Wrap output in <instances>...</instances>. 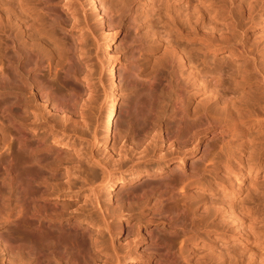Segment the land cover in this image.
I'll return each instance as SVG.
<instances>
[{
    "label": "bare ground",
    "instance_id": "1",
    "mask_svg": "<svg viewBox=\"0 0 264 264\" xmlns=\"http://www.w3.org/2000/svg\"><path fill=\"white\" fill-rule=\"evenodd\" d=\"M4 1H12L15 6L6 10L5 16L0 14V213L4 210L8 213L5 222L9 227L13 224L17 225V233L14 236L11 230H7V233L10 234L9 237L0 236L1 256L6 257L9 264H23L25 262L28 264H78L82 258L83 262L86 258L88 259L85 257L86 250V254L83 253V248L86 249V245H83V239L87 236L89 238L90 228L95 227L94 219L90 217L95 215V218L100 223L102 221L107 229L112 227L106 216L108 209L104 210L105 206H102L98 187L94 189L92 209L84 211L83 208L81 209L83 212L78 211L80 213L72 210L73 206L76 205L74 201L70 200L76 194L74 192L75 186L71 180L64 182L68 179L67 175L69 174L63 171L61 155H58L61 151L58 154H52L51 152H56L57 148L48 147L47 144L48 141H54V136L60 131L61 133L64 132V130L59 131V127L62 125L57 124V121L61 119L60 114L64 110L56 105L53 112H48L49 114L52 113L51 116L47 114L49 117H39L41 115L36 109L39 110L40 107V111H42L46 105H42V110L41 106L35 107L36 111H34V108L31 109L30 100L24 97L25 92L31 95L34 93L33 91H36L38 94L36 97L39 96L45 103L54 95V82L50 78L54 74L53 68H56L54 66L55 60L47 58L48 56L42 58L39 54L34 55L31 51L36 46L48 47L44 40L46 25L38 24L41 17L48 13L46 11L47 5H49L48 1L44 0L41 4H37L35 0H28L26 4L23 1L27 0ZM89 1L92 2L98 17H101V26L107 27L106 43L102 47L107 64L103 74L105 73L109 77V88L106 100V118L102 124L103 138L98 142L95 141L96 147H99L108 145L113 140V127L119 105L117 92L119 76L110 54V50L113 48L112 29L108 26L110 23L106 24V19L110 13L100 0ZM177 1H174L173 11L179 10L178 4L176 5ZM212 1L196 0L195 5H192L194 6L192 10L187 11L188 8H186V17L190 18L188 24H179L173 16L172 21L174 22L169 27L151 32L158 41L164 39L163 41H166L170 48L171 59L167 60L170 61L169 63L166 61L168 67L164 68H169V65L173 66H170V71L173 74H169L173 77L169 76L171 79L170 81L167 80L168 86L166 87L173 93L174 100L173 103L169 101L171 98L166 97L168 98L166 100L172 103L171 106L175 108L173 110H176L175 119L177 118L175 124L174 121H171L172 127L176 125V128L173 129L170 126V130L172 128L173 132L176 129L175 135L173 134L177 138L176 141H178L179 136L185 134L184 140L191 141L190 145L185 144L188 148L198 149L200 145L195 144L198 141L223 137L228 122L236 127L243 126L245 123H254L256 126L264 123V120H260L257 113L259 108L264 109V48L259 50L258 44V47L254 48L256 44L252 43L253 46L249 42H245V34L248 30L246 28H250L256 23L255 16L260 0H251L250 4L245 3L248 6L241 2L236 9L225 5L220 11L216 10ZM3 17L11 25L15 34L5 29L2 23ZM33 24L34 27H32ZM181 40L194 42L197 45L188 49L182 47ZM73 45V49H79L76 41L73 42ZM78 51L75 53L76 56L80 55ZM20 52L33 53L31 56L32 66L26 68L22 63L12 64L11 57H19L18 53ZM10 53L12 54L10 55ZM210 53L224 54L228 58L234 59L244 58L246 62L251 64L252 68L235 73L234 68L225 66L223 63L225 59L222 62L211 64L213 61L211 60V63L210 60L208 61ZM28 59L26 58V60ZM234 59L231 62L233 65L235 64ZM175 67H179L180 71L184 70V72L180 73L179 69L176 70ZM45 69L49 73L48 76L50 75L47 81L39 75ZM128 69L129 67L125 68L126 71ZM157 74H153V77ZM151 83V86L154 85L153 79ZM5 84L9 85V88ZM6 89L8 90L5 91ZM74 92L70 99L73 109L78 105L80 95H83L81 91ZM168 94L169 92L165 96ZM244 94L249 95V99L243 100ZM255 94L262 95L263 98L250 100ZM201 95H208V98L205 96L207 100L197 101V97ZM164 98L161 99L162 103H160L163 106L160 108L166 110L165 107L167 108L169 103ZM193 99L196 100L194 107L190 106ZM203 103L205 105H201ZM36 112L38 115L34 114ZM172 119L174 120V118ZM63 120L66 123L69 122L67 116ZM59 122L61 123V121ZM161 125L163 124H158L159 128L156 129L158 130L157 134H159L157 137L159 136L160 142H164V135L167 136L168 134L163 133L164 130H162ZM169 125L167 123L166 128ZM239 133L240 131H235V134ZM166 138L170 139V136ZM180 140L179 143L184 145L185 141L181 137ZM52 148L56 151H52ZM207 155L208 150H204L201 156L205 161L204 168L191 172H187L184 168L185 162L190 156L189 152L185 150L179 152L177 158H170L166 161L167 168H164L161 163H157L156 166L135 165L134 172L128 175L121 174L117 178L107 170L102 178V184L108 186L111 198L113 196L111 191L117 181H120L122 185L120 190L125 184L131 186L128 188L129 195L120 199L122 210L125 209V205H129L128 211L132 213L134 211L132 205L136 200L142 201L139 206V215L147 212L146 208H152L157 213L156 217H160V221L167 227V230H161L160 233L169 234L171 238L168 240L169 242L155 234V230H157L155 226L148 227L145 231L151 247L153 245L157 249L165 250L162 253V259L157 260L156 264H238L237 262H239L237 259L234 263L236 252L232 254L230 251H222L221 248L219 250L215 244L218 240H222L224 243L230 241L229 232H226L224 227L222 228L220 224L218 225L205 213L197 215L190 198L192 195L196 196V193L192 192L193 189L212 193L217 190L222 192L226 198L232 195L238 196L243 190L244 177L252 172L264 170L263 157L258 155L254 158V164H251L249 159H245L246 151L244 150H240L238 157L236 154L226 152V150L225 153L215 155L211 160ZM223 156L224 159H227L226 164L233 163L231 159L236 164H233L234 167L227 165L224 169H227L228 172L225 171L226 173L220 178L212 177L214 179L211 182L208 177L213 174L216 175L219 170L224 171L221 167L224 164ZM152 158L150 157V159ZM174 160L178 162L173 163ZM65 163L63 164L65 165ZM234 168H237L239 173L232 177ZM137 183L140 184L135 185ZM146 185L150 187L148 189L151 191L146 188L147 192L150 193L146 192L144 188L147 187ZM140 187L144 188H142V192L145 191L139 195L136 190L139 191L138 188ZM133 195L135 196L132 198ZM229 202L232 203L233 201ZM233 203L235 204V202ZM233 203L232 206L230 203L228 204L230 206L228 211L237 223L242 238L247 242L254 241V243L262 244L264 239V210L261 209V204L255 203L252 207L247 208L246 213H244V210H236ZM131 213L124 222L121 219L126 216L121 215V221L116 227L118 233L124 230V226L133 228V222L138 217ZM14 215L15 221L12 220ZM197 225L198 228L204 229V231L200 230L204 233L199 234L198 231V233L190 234L187 228ZM176 245L179 246L178 251ZM198 248L200 250L205 249L201 258H197L196 250ZM114 252L118 264L121 261L120 256H118L116 249ZM253 256L255 257L256 253H253ZM260 258L264 261V257L260 256ZM241 263L243 262L239 264ZM260 264L264 263L261 262Z\"/></svg>",
    "mask_w": 264,
    "mask_h": 264
},
{
    "label": "rangeland",
    "instance_id": "2",
    "mask_svg": "<svg viewBox=\"0 0 264 264\" xmlns=\"http://www.w3.org/2000/svg\"><path fill=\"white\" fill-rule=\"evenodd\" d=\"M35 1L37 4H41L44 0ZM46 1H48L49 4L46 9L48 13L41 17L38 24L42 23L46 25L44 40L47 42L48 47L36 46L31 51L34 55L39 54L42 58L48 56L47 58H53L55 60L54 66L56 68H53L54 74L51 75V78L50 75L48 76L49 73L46 69L44 70L45 72L41 71L39 74L43 80L46 79L47 81V79L50 78L54 82V95L47 102L45 101V103L39 96L36 97V95H38L36 91H33L35 94L31 93V95L25 92L24 97L30 100V105H32L31 109L34 108V111L37 110L39 115H41L39 117L51 116L52 113L49 114L48 112H53V108L56 105L63 108L64 112L62 111L63 113L60 114V118L63 120V118L67 116L69 122L67 121L66 123L64 120L62 121L59 119L57 124L65 126L62 129V126H60V129H58L59 131L64 130V132L61 133L60 131V133H58V131V134L54 136V141H48L47 144L48 147L53 146L57 148V151L52 148V151H56L51 152L52 154H58L61 151L58 155H61L60 158L62 159L63 171L69 174L67 175L68 179L64 182L71 180L75 186L74 192L76 194L70 199L76 203L72 210H75L76 213H80L83 212V210L81 211L83 208L84 211L92 209L94 203V189L99 187L97 189L99 191V198L102 206H105L104 210L108 209L106 211V216L108 218V223L110 222V224H112V227H110L111 229H107L102 221L101 223L103 225L95 218V215L90 217L94 219L93 224L95 227L92 229L90 228L91 233L89 238L87 236L83 239V245H86V249L83 248V253H85L86 250L87 254H85L87 256L84 255L88 257V259L86 258L87 260L85 259L83 262L82 258L78 264H117L114 252L115 249L121 260L118 264H156L157 260L160 261L162 259V253H164L165 250L162 248H160L161 250L157 249L153 245L151 247L145 231L146 228L155 226L157 229L155 230V234L169 242L168 240L171 239L169 234L160 233L161 230H167V227L160 221V217H156L157 213L153 211L152 208H146L147 212L139 215V206L142 201L136 200L134 205H132V209L134 210L132 213L138 218L134 220L133 228L131 229L124 226V230L118 233V231H116L118 223L121 220L124 222L131 213V211H128L129 205H125V209H121L122 201L120 200L129 195L128 188L131 186L125 184L122 187L123 189L120 190L122 185L120 181H117L114 185V189L111 191L113 192L111 198L108 186L102 184V178L106 171H110L115 175L114 177L118 178L121 174L128 175L133 173L135 165L145 164L148 166H156L157 163H161L164 168H167L168 166L165 165L166 161L170 160V158H177L179 152L185 150L190 154L185 162L186 166L184 167L187 172L204 168L205 161L204 158L201 157L204 150H208L207 156H209L210 160L213 159L215 155L218 156L219 154L225 153V150L230 154H236L237 157L240 156V150H244L246 151L245 159H249L251 164H254V158L260 155L263 157L262 160L264 165V123H261L259 126H256V124L254 125V123H245L243 126L236 127L228 122L226 123L227 125L223 137L219 136L213 140L205 139L204 141H198L195 143L200 145L198 149L187 147L188 144L190 145L191 141L184 140L183 136L185 134L179 136L178 141H176L177 138L174 136L176 129L172 132V128H176V125L175 127L171 125V121H174L173 123L175 124L177 120L174 116L176 110L174 111V107L171 106L174 97L172 95L173 93L166 87L168 86L166 83L167 80L169 79L168 81H170L171 79L169 76H172L169 75L172 73L170 71L171 65H169V68H164L168 67L166 64L170 62L167 61L171 57L170 48L166 44V41H163L164 39L158 41L152 36L151 32L169 27V25L174 22L172 21L173 16L179 24H188L190 18L186 17V8H188L187 11L192 10V7H194L192 5H195L196 0H178L176 5L178 4L179 10L177 11H173L172 9L174 1L176 0H100L105 9H108L110 13L106 19V24L108 25L110 23L108 26L112 29L113 48L110 50V54L113 57L112 59L117 69L116 73L119 76V87L117 91L119 95V105L113 127L112 142L108 145L96 147L95 141L98 142L103 138L102 124L106 118V100L108 98L109 88V77H107L105 73L103 74L107 67L103 51V47L106 43L107 27L101 26V17H98L96 10L91 4L92 2L90 3L89 0ZM252 1L213 0L212 2H214L213 6L216 10L220 11L225 5L236 9L241 2L250 4ZM23 2L26 4L28 0ZM232 3L233 6H231ZM190 5L191 7H188ZM12 6H15L14 2L0 0V14L5 16L6 10L10 9ZM170 13L172 14L170 15ZM255 22L256 23L250 28H246V30H248L245 34V42H249L250 45L252 43L256 44V46L252 44L254 48H257L259 45V50H262V48H264V0L259 1ZM2 23L6 30H10L15 34L11 25L5 18L2 20ZM32 27H34V24ZM33 32L35 33L34 29ZM75 41L79 47V51L72 48V46L74 47L73 42ZM180 44L182 47H187L188 49L193 47V45H197L187 40H181ZM77 51L82 56L79 54L76 56L75 53ZM33 53L30 52L25 54L20 52L18 53L19 57H11V62L13 65L22 63L28 68L33 64L31 59ZM11 54L12 53H10V55ZM26 58L29 59L26 60ZM208 58L210 63L211 60L213 61L211 64L222 62L225 59V61H223L225 66L234 68L235 73L252 68L251 64L246 62L244 58L234 59L228 58V56L224 54L215 55L213 53H210ZM233 59L235 61V66L231 63ZM126 67H129V72L125 70ZM177 69L180 71L179 67H177L176 70ZM181 72H184V70H181L180 73ZM152 73H158V76L154 75L153 77ZM9 76L10 78L12 77L11 72ZM154 78L158 80L155 79L154 81ZM152 79L154 85L151 86ZM102 82L103 84H101ZM5 86L9 88V85L5 84ZM166 89L167 91L169 90L168 92L169 94L171 93L170 95L168 94L165 96L168 93ZM7 90L8 89L5 91ZM74 91H81L83 95H80L81 97L78 100V105L73 109L70 99L72 95H74ZM205 96L208 98V95L198 96L197 101L207 100ZM166 97L171 98L172 100L169 99V101L172 103H169ZM249 97V95L244 94L242 99L247 100ZM163 98L169 103L168 107H165L166 110L162 108L164 113L160 108L163 106L161 105V99ZM260 98H263L262 95L255 94L250 100ZM195 102L196 100L193 99L190 102V106L194 107ZM42 105H46L44 109ZM201 105L205 104L203 103ZM39 106H41V110L43 109L42 111H40ZM35 107H39V110ZM257 113L260 120H264V109L259 108ZM34 114H37V112ZM172 118H174V120ZM160 120L165 123H162ZM59 121H61V123ZM166 122L170 124L168 128H166ZM160 123L163 124L161 125L163 127L162 130H164L163 133L168 134L167 136L164 135V142H160L159 136L157 137L159 134H157L158 130L156 129L159 128L158 124ZM170 126L172 127L171 130ZM183 130L186 131L185 128H183ZM235 131H240V133L235 134ZM169 136L170 139L166 138ZM180 137L185 141L184 145L183 143H179ZM187 140H189V138ZM171 142L173 143L171 144ZM185 144H187V146ZM147 154H152L153 158L150 156L152 158L150 159ZM145 155L146 157L148 156V158L144 157ZM226 160L227 159H224L223 156L222 161L224 164L221 165L223 169L226 168L227 165H232L234 167L236 164L232 159L231 161H233V163L226 164ZM64 162L67 163H65L66 166L63 164ZM175 162L178 161L174 160L173 163ZM225 171L228 172L227 169H224V171L219 170L217 172L219 175H217V173L216 175L213 174L211 177H208V179L212 182L214 179L212 177L220 178V176L226 173ZM234 171L236 172L234 173ZM234 171L231 175L232 177H234L236 173H239L237 168H234ZM138 184L140 183L135 185ZM142 188L143 187L138 188V190L140 189L141 191L136 190V193L140 195V193H143L145 190L146 192L148 190L151 191V189H148L150 188L148 186L144 187L145 190H143V192ZM193 190L192 192H195L196 196L192 195L190 202L193 203L196 214L200 215L205 213L209 218L215 220L218 225L220 224L222 228L224 227L223 229L230 234V241H226L225 243L222 240L216 241L215 244L217 248L219 250L221 248V250L225 252L230 251L232 254L236 252L234 254L236 255L234 263H236L237 259V261H239L237 262L238 264L240 262H243L241 264L264 263V261H262L263 259L260 258V256L264 257V239L262 240V244L244 240L239 233L237 223L233 220L231 213L228 211L233 202H235V204L233 203V207H235L236 210H244V213H246L247 208L252 207L255 203H260L261 209L264 210V170L255 173L252 172L250 175L244 177L243 190L236 197L232 195L229 196L230 198H226L222 192H218L217 190L213 193L209 191H197L198 189ZM134 196L135 195H133L132 198ZM228 199L233 202H229ZM228 202L231 204L230 206H228ZM121 215L126 217L120 220ZM7 216L8 213H6L5 210L4 212L1 211L0 236L9 237L10 234L7 233V230H11L14 236H16L17 225L13 224L9 227L5 222ZM12 220H16L15 215L12 217ZM97 221L100 225L97 224ZM198 227V225L195 227H188L187 230L190 234L194 232L198 233V231L199 234H203L204 232L201 231H204V229ZM178 241L180 242V240ZM176 248L178 251L179 246L176 245ZM203 250L205 249L200 250L198 248L196 250L198 254L197 258H201L204 255L202 254ZM253 253H256L257 257H254ZM0 264H9L6 257L1 256V252ZM23 264L28 263L25 262Z\"/></svg>",
    "mask_w": 264,
    "mask_h": 264
}]
</instances>
